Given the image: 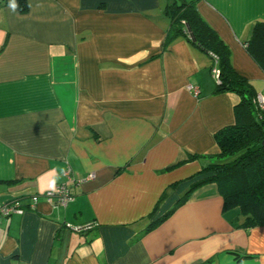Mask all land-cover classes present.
Instances as JSON below:
<instances>
[{"label": "crops", "instance_id": "crops-1", "mask_svg": "<svg viewBox=\"0 0 264 264\" xmlns=\"http://www.w3.org/2000/svg\"><path fill=\"white\" fill-rule=\"evenodd\" d=\"M10 2L0 0V205L24 211L0 215V264H264V225L242 227L213 182L193 188L239 96L214 92L208 56L186 37L163 49L167 0ZM196 8L264 95L245 47L264 0ZM68 168L74 200L54 206L44 193Z\"/></svg>", "mask_w": 264, "mask_h": 264}, {"label": "trees", "instance_id": "trees-1", "mask_svg": "<svg viewBox=\"0 0 264 264\" xmlns=\"http://www.w3.org/2000/svg\"><path fill=\"white\" fill-rule=\"evenodd\" d=\"M198 1L167 0L164 15L168 28L163 49L177 37H186L208 56L210 72L218 68L214 92H233L239 101L233 107L234 123L215 134L219 152L200 171L207 176L193 188L213 182L223 198L224 210H239L242 227L261 226L264 225V107L257 102L258 94L249 80L232 66L228 45L200 15L196 8ZM17 4L21 12L26 10L25 0H17ZM245 47L264 70V22L254 24Z\"/></svg>", "mask_w": 264, "mask_h": 264}, {"label": "built area", "instance_id": "built-area-1", "mask_svg": "<svg viewBox=\"0 0 264 264\" xmlns=\"http://www.w3.org/2000/svg\"><path fill=\"white\" fill-rule=\"evenodd\" d=\"M213 77L215 78V81H218L219 78V70L217 67H214L211 70ZM188 89L192 90L195 94L198 93V88L194 85H189ZM258 99L261 101H264V95H259ZM63 176L65 177V181L63 183L58 184L55 191H47L44 193V198L51 202L54 206H61L66 207L70 202L74 200V195L70 191L69 185L71 183H74L75 179L72 176L71 169H66V171L63 173ZM88 178L92 179L94 178V174H91L88 176ZM76 182V181H75ZM78 183L76 182V185ZM38 201V196H33L32 198V205H34ZM24 211V208L17 206L15 204H5L0 206V215L2 216H10L13 213H22ZM95 224L93 223H87L79 226H71L70 224H66V227L68 229H71L72 231L76 232H85L94 227Z\"/></svg>", "mask_w": 264, "mask_h": 264}, {"label": "clouds", "instance_id": "clouds-1", "mask_svg": "<svg viewBox=\"0 0 264 264\" xmlns=\"http://www.w3.org/2000/svg\"><path fill=\"white\" fill-rule=\"evenodd\" d=\"M13 10H15L16 9V7H17V5H16V3H15V0H11V2H10V5H9Z\"/></svg>", "mask_w": 264, "mask_h": 264}, {"label": "bare ground", "instance_id": "bare-ground-1", "mask_svg": "<svg viewBox=\"0 0 264 264\" xmlns=\"http://www.w3.org/2000/svg\"><path fill=\"white\" fill-rule=\"evenodd\" d=\"M258 96H259V95H257V102L259 103L260 106L264 107V101L259 100V99H258ZM2 205H5V204H2ZM0 206H1V205H0Z\"/></svg>", "mask_w": 264, "mask_h": 264}, {"label": "rangeland", "instance_id": "rangeland-1", "mask_svg": "<svg viewBox=\"0 0 264 264\" xmlns=\"http://www.w3.org/2000/svg\"><path fill=\"white\" fill-rule=\"evenodd\" d=\"M210 75H211V78L210 79H212V81L215 83V78L213 77V74H212V72H210ZM212 82V83H213ZM257 98V97H256Z\"/></svg>", "mask_w": 264, "mask_h": 264}]
</instances>
